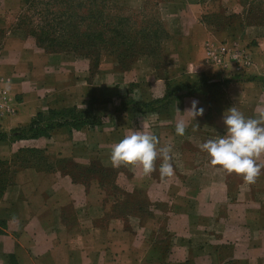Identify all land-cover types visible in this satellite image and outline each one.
I'll return each instance as SVG.
<instances>
[{
  "label": "crops",
  "instance_id": "obj_1",
  "mask_svg": "<svg viewBox=\"0 0 264 264\" xmlns=\"http://www.w3.org/2000/svg\"><path fill=\"white\" fill-rule=\"evenodd\" d=\"M214 1L219 13L245 11ZM22 3L0 0V164L11 174L0 191V264H264V155L250 183L199 148L224 134L228 108L264 113V36L247 45L245 73L202 83L220 73L207 49L230 46L235 27L193 21L202 37L181 73H169L173 61L159 73L150 59L121 71L111 57L94 66L35 48L14 29ZM193 100L204 109L194 121ZM141 128L170 148V177L111 163V146Z\"/></svg>",
  "mask_w": 264,
  "mask_h": 264
},
{
  "label": "rangeland",
  "instance_id": "obj_2",
  "mask_svg": "<svg viewBox=\"0 0 264 264\" xmlns=\"http://www.w3.org/2000/svg\"><path fill=\"white\" fill-rule=\"evenodd\" d=\"M239 1L245 7L242 13H219L216 1L211 0L205 5L206 14L199 15V0H73L71 8L83 20L75 18L66 22L59 13L64 10L65 0H27L17 12L14 29L43 51L52 49L37 40L56 39L84 46L87 44L85 33L88 29H96V32L102 31V37L100 42L93 38V45L105 43L107 53L102 47L80 53L65 47L61 49L62 53L89 63H95L99 54L111 53L121 62V71L150 59L160 73L166 71L168 61H173L175 68L169 73H181V68L189 61L185 53L191 50L196 54L193 51L195 47L190 43L202 37V31L195 28L193 21L203 20L219 28L230 25L235 27L233 43L230 46L213 45L207 49L212 70L217 69L220 73H209L202 80L204 83L218 77V80L224 79L220 83L225 84V79L232 76L229 73H245L246 64L251 62L247 45L264 36V0ZM46 3L49 8L44 7ZM49 13H52L51 16ZM245 23L251 26L246 33ZM244 35L253 40L244 44ZM10 176L1 164L0 186L6 185Z\"/></svg>",
  "mask_w": 264,
  "mask_h": 264
},
{
  "label": "clouds",
  "instance_id": "obj_3",
  "mask_svg": "<svg viewBox=\"0 0 264 264\" xmlns=\"http://www.w3.org/2000/svg\"><path fill=\"white\" fill-rule=\"evenodd\" d=\"M198 103L193 100L186 111L191 113L193 121L204 111ZM222 123L224 134L205 140L199 145L200 150L206 154L210 165L253 182L262 169L257 160L264 155V113L259 118L245 117L236 106H232L222 113ZM185 129L184 120H180L176 123L175 134L183 136ZM158 145L157 136L144 132L142 128L133 130L111 146L109 158L115 167L139 166L145 175L158 171L163 180L173 174V167L170 148ZM158 158L162 163L157 169L155 161Z\"/></svg>",
  "mask_w": 264,
  "mask_h": 264
},
{
  "label": "trees",
  "instance_id": "obj_4",
  "mask_svg": "<svg viewBox=\"0 0 264 264\" xmlns=\"http://www.w3.org/2000/svg\"><path fill=\"white\" fill-rule=\"evenodd\" d=\"M27 0H23V3H26ZM73 3V0H65L64 3V10H62L61 12V16H63L62 18L68 22L72 21L73 19L77 18L80 19L81 21L83 20V18L81 16H78L76 12H74V10L71 8L72 5L75 3ZM49 4H44V7L49 8ZM46 12V11H45ZM52 13H49L48 15L51 16ZM85 37L87 39L86 43L84 46L82 43H78L77 45H71L68 44L66 42L63 41H57L56 39H43V40H37V42L41 41L42 43H46V45H48L47 47H50L52 50H45V52H51V53H62L61 49L65 48V47H69L73 50H78V53L84 51V50H90V49H96L99 50L100 48L98 47H102L101 49H104L106 51V53L108 52L105 48H106V44L105 43H99L97 45H93V41L94 39H96L98 42H100L101 37H102V31H97L96 29H88V32L85 33ZM94 38V39H93ZM55 48V49H54ZM102 56H107V57H111L113 58L116 63L119 65L121 62H119V59L117 58V56L108 53L105 55L99 54L97 56V61L95 60V63H92L94 66L97 65V63L99 62V58H101ZM120 66V65H119ZM1 165V164H0ZM5 186V185H4ZM4 186H0V191L2 190V188Z\"/></svg>",
  "mask_w": 264,
  "mask_h": 264
}]
</instances>
